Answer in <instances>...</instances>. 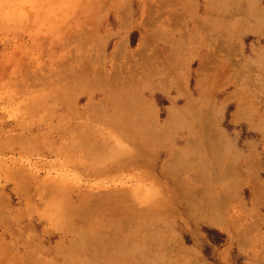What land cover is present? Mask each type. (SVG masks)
I'll list each match as a JSON object with an SVG mask.
<instances>
[{
    "label": "rangeland",
    "instance_id": "rangeland-1",
    "mask_svg": "<svg viewBox=\"0 0 264 264\" xmlns=\"http://www.w3.org/2000/svg\"><path fill=\"white\" fill-rule=\"evenodd\" d=\"M71 254L264 264V0H0V264Z\"/></svg>",
    "mask_w": 264,
    "mask_h": 264
},
{
    "label": "bare ground",
    "instance_id": "bare-ground-1",
    "mask_svg": "<svg viewBox=\"0 0 264 264\" xmlns=\"http://www.w3.org/2000/svg\"><path fill=\"white\" fill-rule=\"evenodd\" d=\"M140 158V157H139ZM166 163H167V161H166ZM114 171L113 170H110V173H113ZM53 189H56V190H58V191H60V192H62V194L63 193H65L66 191L64 190V191H61L60 190V188L57 186V185H53L52 187H51V191L53 190ZM48 192V191H47ZM55 192V191H54ZM46 196H48V193H46ZM87 195H85V196H83L82 197V199H87ZM100 200H94L93 201V203L95 204V205H98V204H100ZM69 207V206H68ZM115 211L116 210H113V211H111L109 214L111 215V216H113L114 214H115ZM112 218H115V217H112ZM71 222L73 223V225H76V223H77V221L73 218L72 220H71ZM70 230L72 229V227L70 226V228H69ZM115 233V232H114ZM96 238L97 239H99L97 236H96ZM96 238L94 237V236H91V237H89V239H88V241L86 242V243H84L85 245V247H87L90 243H92V242H95L96 241ZM118 238V237H117ZM91 240V242H89ZM88 242H89V244H88ZM73 244H75L74 246H71L73 249H76V251L78 250V249H81L83 246L81 245V242L80 241H78V242H75V243H73ZM121 246V245H120ZM120 248V247H119ZM123 248V247H122ZM83 249H85L84 247H83ZM124 249V248H123ZM88 251H90L91 253H94L95 252V250H96V247L95 248H93V249H87ZM118 250V249H117ZM120 250V249H119ZM118 250V253L120 252ZM125 250V249H124ZM124 253V252H123ZM72 255V254H71ZM70 255V264H85L86 263V261H88L87 259H81L80 257H78V255H76V254H73L72 256ZM115 258H117V257H115ZM122 258H123V256H122ZM125 258V257H124ZM120 259V260H119ZM119 261H121V258L119 257ZM113 263H117V262H115L113 259L111 260ZM111 261H109V262H111ZM121 262H124V261H121ZM107 264V263H106Z\"/></svg>",
    "mask_w": 264,
    "mask_h": 264
}]
</instances>
